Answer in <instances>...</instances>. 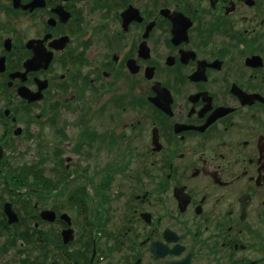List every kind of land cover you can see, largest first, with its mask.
Listing matches in <instances>:
<instances>
[{
  "label": "flooded vegetation",
  "instance_id": "1",
  "mask_svg": "<svg viewBox=\"0 0 264 264\" xmlns=\"http://www.w3.org/2000/svg\"><path fill=\"white\" fill-rule=\"evenodd\" d=\"M17 238L27 264H264V0H0Z\"/></svg>",
  "mask_w": 264,
  "mask_h": 264
},
{
  "label": "rangeland",
  "instance_id": "2",
  "mask_svg": "<svg viewBox=\"0 0 264 264\" xmlns=\"http://www.w3.org/2000/svg\"><path fill=\"white\" fill-rule=\"evenodd\" d=\"M20 241L21 238H17L14 244L8 245L3 250L0 249V264H27L28 256L38 253L36 250L28 248V245H26L27 248L25 249L23 246L25 244H20Z\"/></svg>",
  "mask_w": 264,
  "mask_h": 264
}]
</instances>
